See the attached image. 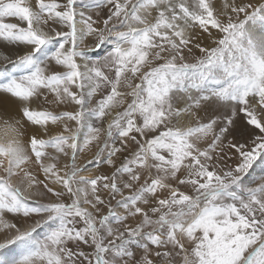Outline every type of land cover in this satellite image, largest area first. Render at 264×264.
Listing matches in <instances>:
<instances>
[{
  "label": "snow or ice",
  "instance_id": "snow-or-ice-1",
  "mask_svg": "<svg viewBox=\"0 0 264 264\" xmlns=\"http://www.w3.org/2000/svg\"><path fill=\"white\" fill-rule=\"evenodd\" d=\"M0 61V264H264V0H0Z\"/></svg>",
  "mask_w": 264,
  "mask_h": 264
},
{
  "label": "bare ground",
  "instance_id": "bare-ground-1",
  "mask_svg": "<svg viewBox=\"0 0 264 264\" xmlns=\"http://www.w3.org/2000/svg\"><path fill=\"white\" fill-rule=\"evenodd\" d=\"M3 51L7 52V49H3ZM11 54V53H9ZM0 64H3V61H0ZM203 115V113H202ZM239 123V122H238ZM264 175V169L260 168V167H255L253 170H251L250 175L248 176V179L246 182H251L253 180H259L260 176ZM9 255V253L0 251V260L7 258V256Z\"/></svg>",
  "mask_w": 264,
  "mask_h": 264
},
{
  "label": "rangeland",
  "instance_id": "rangeland-1",
  "mask_svg": "<svg viewBox=\"0 0 264 264\" xmlns=\"http://www.w3.org/2000/svg\"><path fill=\"white\" fill-rule=\"evenodd\" d=\"M101 170H102V171L104 170L103 166H101Z\"/></svg>",
  "mask_w": 264,
  "mask_h": 264
}]
</instances>
